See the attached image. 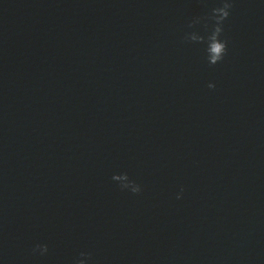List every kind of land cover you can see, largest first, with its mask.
<instances>
[{
  "label": "water",
  "instance_id": "water-1",
  "mask_svg": "<svg viewBox=\"0 0 264 264\" xmlns=\"http://www.w3.org/2000/svg\"><path fill=\"white\" fill-rule=\"evenodd\" d=\"M220 2L0 0V264H264V0L209 66Z\"/></svg>",
  "mask_w": 264,
  "mask_h": 264
},
{
  "label": "clouds",
  "instance_id": "clouds-1",
  "mask_svg": "<svg viewBox=\"0 0 264 264\" xmlns=\"http://www.w3.org/2000/svg\"><path fill=\"white\" fill-rule=\"evenodd\" d=\"M233 8V0H221L220 6L211 10V15L200 18L197 17L189 24V28L194 27L204 21L206 35H201L198 32L187 33L184 37V42L193 44H205L206 59L209 66H215L222 62L227 54V41L221 39L224 32V22L229 18ZM209 89H214V84L208 85ZM114 182H117L122 191H130L133 195H139L142 192V187L134 180H131L127 173L114 175ZM183 188L180 189L182 194ZM177 199H181L182 195H177ZM33 254L41 256L48 253V246L36 245L33 248ZM74 264H94L90 253H80V257L74 261Z\"/></svg>",
  "mask_w": 264,
  "mask_h": 264
}]
</instances>
